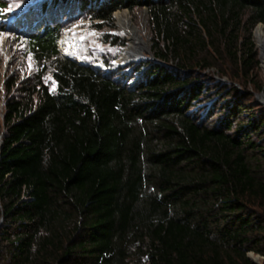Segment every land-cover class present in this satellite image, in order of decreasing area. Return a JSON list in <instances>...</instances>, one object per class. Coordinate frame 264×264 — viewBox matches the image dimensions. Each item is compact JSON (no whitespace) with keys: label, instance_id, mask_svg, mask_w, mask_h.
I'll use <instances>...</instances> for the list:
<instances>
[{"label":"trees","instance_id":"obj_1","mask_svg":"<svg viewBox=\"0 0 264 264\" xmlns=\"http://www.w3.org/2000/svg\"><path fill=\"white\" fill-rule=\"evenodd\" d=\"M137 6L149 11L157 60L143 73L129 79L60 53L65 23L80 15L109 23L115 10ZM28 8L16 23L39 67L0 88V264L264 256V108L233 80L246 85L259 65L252 31L264 23V0ZM226 61L230 81L203 76L211 67L227 75Z\"/></svg>","mask_w":264,"mask_h":264},{"label":"rangeland","instance_id":"obj_2","mask_svg":"<svg viewBox=\"0 0 264 264\" xmlns=\"http://www.w3.org/2000/svg\"><path fill=\"white\" fill-rule=\"evenodd\" d=\"M2 1L4 2V9L1 10L0 14V75L1 79L3 78V81L0 80L1 89H3L2 82L6 84V81L10 80V78L19 80L30 78L39 67L29 50L28 36L21 35L20 29L22 28L16 23V20L28 13V6L33 5L35 0ZM123 11L130 13L133 22L139 28L145 25L150 49H143L133 53L129 58L121 62L123 50L131 42L129 34L122 31L118 23V13ZM259 25H264V23H258L252 31L259 65L254 70L251 81L245 85L244 82L247 81H244V79L234 78L232 64L229 61L221 62V66L227 71V75L221 76L215 67L202 71L203 76L209 77L210 80L230 81L232 76L233 80L237 81V86L244 88L248 94H251L249 103L255 105V109L264 108L262 99L258 97L261 92L264 94L263 52L256 38V28ZM114 39H116V42L112 43ZM58 47L60 53L66 57L85 61L102 70L110 69L114 73L124 71L129 76V79L136 74L143 73L146 69L144 65L157 61L153 50L149 11L145 6H137L133 9H117L113 12V21L109 23L103 20L94 21L84 15L77 16L65 23L58 41ZM29 63L31 67H29ZM169 64L174 65L172 61ZM49 78L50 76L47 75L46 79L51 81ZM133 81H131V84ZM2 97H5L4 92ZM0 107L1 109L3 108V102H1ZM255 256H258L262 264H264V256Z\"/></svg>","mask_w":264,"mask_h":264},{"label":"bare ground","instance_id":"obj_3","mask_svg":"<svg viewBox=\"0 0 264 264\" xmlns=\"http://www.w3.org/2000/svg\"><path fill=\"white\" fill-rule=\"evenodd\" d=\"M118 23L121 30L129 34L131 40V42H129V45L123 50L121 62L129 58L133 53H136L143 49H150L145 25H143L142 28H139L133 22L132 17L128 11L118 13ZM256 38L258 41V45L263 52L262 58L264 63V25H259L256 28ZM250 257L255 260L258 264H262L261 259L258 256H255L254 254L250 253Z\"/></svg>","mask_w":264,"mask_h":264},{"label":"water","instance_id":"obj_4","mask_svg":"<svg viewBox=\"0 0 264 264\" xmlns=\"http://www.w3.org/2000/svg\"><path fill=\"white\" fill-rule=\"evenodd\" d=\"M258 97H260L262 99V103L264 104V94L263 92H261L260 94H258ZM249 257H250V253H249ZM251 258V257H250ZM251 260L255 263V264H258L255 260H253L251 258Z\"/></svg>","mask_w":264,"mask_h":264},{"label":"snow or ice","instance_id":"obj_5","mask_svg":"<svg viewBox=\"0 0 264 264\" xmlns=\"http://www.w3.org/2000/svg\"><path fill=\"white\" fill-rule=\"evenodd\" d=\"M29 67H31V64L29 63ZM49 79H51V78H49ZM53 90H55V86L53 87Z\"/></svg>","mask_w":264,"mask_h":264}]
</instances>
